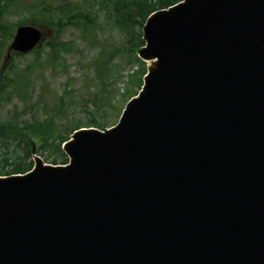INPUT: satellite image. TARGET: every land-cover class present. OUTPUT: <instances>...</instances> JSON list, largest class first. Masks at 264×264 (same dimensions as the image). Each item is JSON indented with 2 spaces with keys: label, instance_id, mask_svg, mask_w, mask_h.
<instances>
[{
  "label": "water",
  "instance_id": "95a60500",
  "mask_svg": "<svg viewBox=\"0 0 264 264\" xmlns=\"http://www.w3.org/2000/svg\"><path fill=\"white\" fill-rule=\"evenodd\" d=\"M142 31L118 123L0 177V264H264V0H184ZM42 40L19 26L5 61Z\"/></svg>",
  "mask_w": 264,
  "mask_h": 264
},
{
  "label": "trees",
  "instance_id": "16d2710c",
  "mask_svg": "<svg viewBox=\"0 0 264 264\" xmlns=\"http://www.w3.org/2000/svg\"><path fill=\"white\" fill-rule=\"evenodd\" d=\"M182 0H96L99 4H104L105 13L111 19L113 26L124 37L126 51L136 54L137 50L144 45L142 40V28L147 17L155 11L166 9ZM37 3V4H36ZM31 8L33 14L31 19L26 20L28 24H35L45 28L46 36L53 34L45 40L41 48L34 50L33 66L26 65L23 69L17 70L11 78L10 72L16 71L13 64L14 59L24 57V55H12L10 65L5 76L0 69V79L14 83L16 86L14 93L25 97L35 65L41 63V53L45 48L48 53L44 62L55 68L59 61L63 60V55L69 53L73 48V42H63L60 34L64 28L75 27L80 29L84 40L91 44L96 42L97 32L95 23L91 18V13L84 10L76 3H59L56 7L45 2V0H0V62L6 42L10 41L13 32L12 26L7 23L8 17L13 10ZM22 21L19 25L25 24ZM99 52L89 64V68L94 75V81L104 84L108 78L110 67L118 55L117 49L105 47L98 43ZM136 56V55H135ZM135 60L140 65V70L128 76V86L122 95L125 103L137 94L142 78L146 73L145 63L137 57ZM1 81V82H4ZM1 85V84H0ZM42 92L47 94L46 100L40 97L38 104L42 107L45 117L42 119H32L31 121L15 120L13 118L0 121V176L24 174L28 172L33 164L34 155H45V160L53 165H64L67 158L61 146L69 139L71 134L81 128L74 120L69 121L64 111V102L70 94L64 91L62 95H50L51 92L46 83L41 86ZM3 90L0 87V95ZM97 99V97H95ZM95 103V102H93ZM98 103V102H96ZM94 116L88 122L87 127H94L100 130L107 128V108H111L110 100L105 104H94ZM66 120L68 129H61L59 124Z\"/></svg>",
  "mask_w": 264,
  "mask_h": 264
},
{
  "label": "rangeland",
  "instance_id": "374dc122",
  "mask_svg": "<svg viewBox=\"0 0 264 264\" xmlns=\"http://www.w3.org/2000/svg\"><path fill=\"white\" fill-rule=\"evenodd\" d=\"M45 2L53 7H56L59 3L72 2L89 11L95 23L96 31H98L96 42L91 44L88 40H84L78 28H64L60 34V40L73 42L72 50L63 55V60L59 61L57 66L52 69L44 62L48 53V49L45 48L40 54L41 63L33 68L25 97L15 94L13 89L16 86L14 83L4 81V78L1 77L0 87L3 92L0 95V121H6L11 118L31 121L32 119L45 117L42 107L38 104L41 96L44 100L47 97V94L42 92L41 89L44 82L51 92L50 95L60 96L64 91L70 92L66 97L63 109L69 121L74 120L84 128L88 126V122L94 116L92 105L99 103L105 105L110 100L112 107L107 108L106 116L108 121L107 129L111 128L117 123L125 106V99L122 98V95L128 86V76L140 70V65L135 60L137 53L135 56L126 51L124 37L113 26L111 19L108 18L104 4H99L96 0H45ZM32 14V9L28 7L13 10L8 17L7 23L12 26V31H14L22 21L31 19ZM25 24H28L27 21ZM52 35L48 33L45 40H48ZM9 43L10 41L5 44L0 69L4 65L5 53ZM98 43H101L106 48H115L118 53L104 84H98L94 81L93 72L89 68V64L99 52ZM33 60V54L14 59L13 64L16 67V71L10 72L8 77L11 78L17 73V70L23 69L26 65L33 66ZM9 65L10 61L7 65L5 64L2 70L3 76H5ZM147 65L149 64L146 63L145 66L147 67ZM59 126L63 130L69 128L66 120L62 121ZM37 156L45 165H50V162L45 160V155Z\"/></svg>",
  "mask_w": 264,
  "mask_h": 264
}]
</instances>
